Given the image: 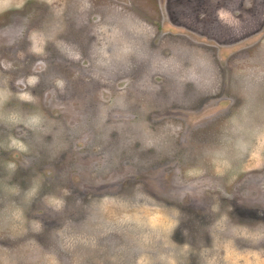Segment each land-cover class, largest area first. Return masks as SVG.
I'll return each mask as SVG.
<instances>
[{"label":"rangeland","instance_id":"obj_1","mask_svg":"<svg viewBox=\"0 0 264 264\" xmlns=\"http://www.w3.org/2000/svg\"><path fill=\"white\" fill-rule=\"evenodd\" d=\"M0 264H264V0H0Z\"/></svg>","mask_w":264,"mask_h":264},{"label":"flooded vegetation","instance_id":"obj_2","mask_svg":"<svg viewBox=\"0 0 264 264\" xmlns=\"http://www.w3.org/2000/svg\"><path fill=\"white\" fill-rule=\"evenodd\" d=\"M16 21V23L18 22V20H15Z\"/></svg>","mask_w":264,"mask_h":264}]
</instances>
